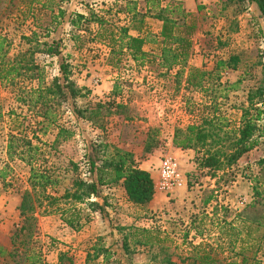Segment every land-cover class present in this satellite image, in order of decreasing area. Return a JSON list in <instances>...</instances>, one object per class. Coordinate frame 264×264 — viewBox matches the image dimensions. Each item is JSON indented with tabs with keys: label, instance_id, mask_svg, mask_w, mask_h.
I'll return each mask as SVG.
<instances>
[{
	"label": "rangeland",
	"instance_id": "1",
	"mask_svg": "<svg viewBox=\"0 0 264 264\" xmlns=\"http://www.w3.org/2000/svg\"><path fill=\"white\" fill-rule=\"evenodd\" d=\"M44 1L48 8L36 6L33 14H30L22 0H0V35L7 36L13 42L9 56L11 59L33 47L26 44L22 36L29 37L36 32L44 41L52 15H56L60 7L66 11L73 9L76 12V8H80L81 4L88 8L103 4L99 0ZM94 9L97 8L94 6ZM228 11L226 35L218 30L221 27L220 22L216 18H211L208 9H201L200 14L195 17L200 32L194 37L195 54L189 68L212 71L220 61L228 60L232 55L240 57L237 71L226 70L221 74L223 84L240 83L236 91L228 93L227 100L222 101L223 98L219 100V103H222L220 113L229 121V129H233L241 125L242 111L249 106L247 100L250 93L264 87V23L263 26L261 24L257 26L247 22L255 18L253 9L247 12L242 11L239 6H232ZM113 15L112 11L107 14V20L117 27H122L116 24ZM66 33H69V28L67 24H63L57 31H52L51 38L59 39ZM75 33L81 37V41L75 42L70 36L65 42L63 55L70 57L68 61L77 85L91 91L87 98L77 101V106L85 109L96 102L113 100L115 86L119 85L122 88V96L116 101L128 105V116L133 120L125 121L122 120L124 117L122 119L114 117L105 123V130L102 131L91 123L75 119L73 114L66 110L60 124L73 131L74 136L69 141L57 144L52 151L49 166L53 168L60 171L72 169L69 163L73 162L79 166L78 174L86 178L88 169L86 155L90 154L91 145L96 141L109 147L108 154L115 148L131 151L136 156L139 168L149 163L154 167V163L157 165L166 157H173L169 154V143L173 142L175 130L194 123L201 124L203 114L209 112L212 99L220 97L219 93L211 88L205 92L186 90L185 83L181 88H177L174 79L177 70L165 77L160 76L159 71H153L157 67H147L139 72L133 69L134 64L127 57L118 67L112 66L109 63L110 49L101 42V39L95 38L92 26L86 32ZM34 59L36 64L45 70L47 82L60 75L57 59L41 54H36ZM32 85L35 86L36 83L32 84L22 78L14 84L0 81V246L10 251L14 248V234L24 225L20 212L23 196L31 191L28 183L29 168L18 160L10 162L8 159L10 115L13 111L18 115L27 114V110L22 108L18 101V96L20 89L24 90ZM253 118L250 116L249 120ZM259 125H263V122L261 121ZM151 129H156L159 133V147L148 154L145 152V144ZM57 133L52 131L43 138V141L53 144ZM262 141L264 143V140ZM255 150L246 154L231 170L218 173L215 178L207 175L206 171L197 170L196 152L193 151L195 154L192 164L188 165L186 170H182L186 175L188 193L191 199L193 198L190 211L199 212V217L205 213L208 219H212V214L222 208L221 214L234 220L232 215L238 213L236 212L238 203L249 213L247 218L264 223V163H260L259 159L264 152L259 153ZM157 152H160L157 157L159 160L152 158ZM72 175L69 173L62 176L63 183L59 187L57 197L63 196L65 189L71 185ZM158 183L159 181L155 183L156 194H166L158 189ZM239 183L246 186L241 188ZM237 188L242 192L239 197L237 193L232 192ZM109 189L114 190L112 192L114 198H109L105 192L108 189H104L101 198L89 201L101 202V208H92L89 203L78 206L83 209V228L79 231L63 227L65 223L62 221V213L72 207L70 203L59 201L57 205L51 207L49 202H44L36 211L37 223L31 241L23 243L20 235L16 247H20L21 251L29 249L39 252L41 254L39 264H75L76 260L84 261L83 264H164L167 257L176 264H192L191 261L185 260L189 257V250L182 249L180 246H184L182 238L176 232V229L180 228L179 221L176 222L179 218L175 216L174 220H170V212L180 207L182 209L184 205L178 206L173 204L174 201L168 200L158 211L149 210V205L139 210L128 202L122 187ZM241 199H246L247 203L241 205ZM202 222L206 225L203 230L204 240L207 239L206 243L214 245L213 256L228 263L240 264L241 256L238 254L236 257V253L239 252H232V247L223 251L213 242L212 239L217 238L212 231L213 223L207 219ZM131 227L160 229L161 238L167 241L164 246L168 250L163 252L159 247L144 248L134 245L128 230ZM73 232H76V235ZM258 235L256 234V238L262 233ZM73 245L85 248L77 249ZM125 245L128 248H124ZM262 246L258 258L264 264V241ZM95 247H102L107 251L108 258L102 252L97 256ZM256 251L254 248L245 254L251 259ZM0 264L12 263L0 260Z\"/></svg>",
	"mask_w": 264,
	"mask_h": 264
},
{
	"label": "trees",
	"instance_id": "2",
	"mask_svg": "<svg viewBox=\"0 0 264 264\" xmlns=\"http://www.w3.org/2000/svg\"><path fill=\"white\" fill-rule=\"evenodd\" d=\"M63 1L69 0L61 2ZM143 1L147 3V12H135L133 24L128 27H117L96 11H91L86 17L79 12L68 13L60 7L57 14L52 15L44 41L36 32L29 37L22 36V40L33 47L26 52H20L15 59L9 57L13 42L7 36L0 35V81L14 84L22 78L32 84L36 83L35 86L20 89L18 101L22 108L27 110V114L18 115L13 111L10 115L8 159L10 162L18 160L29 168L28 183L31 191L23 196L20 206L24 225L13 236L14 248L10 251L0 246V260L12 264H39V252L29 249L21 251L20 247H16V242L20 235L23 243L31 241L37 223L35 214L44 202H49L51 207L59 201L70 203L72 207L63 211L62 218L69 228L79 231L83 228V209L78 206L88 204L93 198H101L104 189L122 187L128 202L139 210L146 208L156 195L155 180L148 171L139 168L134 153L115 148L108 154L109 147L96 143L98 141L92 143V151L86 155L88 178L78 174L79 166L73 162L69 163L72 169L63 171L49 166V158L56 145L69 141L74 136L73 131L60 124L66 110L70 111L75 119L91 123L102 131L105 130V123L114 117H124L122 120L125 121L133 120L128 116V105L116 101L122 96V88L119 85L115 86L113 100L96 102L85 109L77 106V101L87 98L91 91L77 85L68 61L70 57L63 55L65 42L70 36L75 42L81 41V37L75 32H86L90 26L99 27L95 38L101 39L110 49L109 63L112 66L118 67L127 57L134 64L133 69L139 72L147 67H157L153 71H159L160 76L165 77L177 70L174 76L177 88H181L185 83L186 90L205 92L211 88L219 93L218 99H212L209 112L203 114L201 124L194 123L185 128H177L174 133V148L196 152L197 170L206 171L207 175L215 178L218 173L231 170L246 154L262 144L264 87L250 93L247 100L249 106L242 111L240 127L229 129V121L220 113V98H223L222 101L227 100L228 93L236 91L240 85L223 84L221 74L226 70L237 71L240 57L232 55L228 60L220 61L212 71L189 68L195 54L194 36L198 29L196 19L181 2H170L166 8H161L160 0ZM22 3L30 14H33L36 6L48 8L44 0H22ZM232 6H239L242 11L247 12L252 6H257L261 18L264 19V0H225V9L228 10ZM150 21L162 24L158 35L143 33ZM63 24H67L71 31L62 38H51L52 31H57ZM130 32H137L139 36L134 37ZM148 47L149 50H146ZM36 54L57 59L60 75L47 82L45 70L35 62ZM250 116L254 118L249 120ZM261 121L263 125L260 126ZM52 131L58 132L54 143H45L43 138ZM158 136L156 129L149 131L145 144L146 153L150 154L158 149ZM260 163H264V160ZM69 173L73 174L71 185L65 189L63 196L57 197L59 187L63 183L62 176ZM88 205L92 208L102 207L98 202ZM128 230L134 245L144 248L159 247L163 252L168 250L164 246L167 241L161 238L160 229L131 227ZM189 235V231L183 235L184 243L188 241ZM124 248L128 247L125 245ZM94 250L97 256L101 252L108 256L102 247H95ZM213 252L214 249L209 244L192 245L189 257L185 260L191 261L192 264H237L220 260L213 256ZM259 252L260 250L256 251L251 259L243 256L240 264H262L257 258ZM167 258L164 264H174L170 257Z\"/></svg>",
	"mask_w": 264,
	"mask_h": 264
},
{
	"label": "crops",
	"instance_id": "3",
	"mask_svg": "<svg viewBox=\"0 0 264 264\" xmlns=\"http://www.w3.org/2000/svg\"><path fill=\"white\" fill-rule=\"evenodd\" d=\"M71 1V0H69ZM103 4H96L94 6H90L89 8L87 6H84L83 4L80 5V8H76L77 11L80 14L85 15L86 17L89 16L91 11H96L99 13V15L107 20V14L112 11L114 12V18L117 22L116 24L118 26L122 27H128L133 24L134 14L135 12L140 13H146L147 12V3L143 0H99ZM170 2H181L183 3L186 10L193 15V17H197L201 9L209 10V13L211 15V18H216L217 21L220 22L221 27L218 28V30H221L222 34H227V24H228V18H229V11L225 9L224 2L225 0H160L161 8H166ZM99 5V6H98ZM255 10V18H251L247 20V22L251 23L252 25L257 26L261 24L263 26L264 19L261 18L260 12L257 8V6H252L250 10ZM108 10V11H107ZM72 10H69L68 12H72ZM75 12V11H73ZM207 13V11H206ZM246 22V23H247ZM198 25V24H197ZM162 24L158 21H150L149 26L143 30V33L147 35L148 33H153L154 35H158L161 31ZM93 30L95 32V36H97V33H99V27L92 26ZM149 27V28H148ZM69 28V32L71 31V28ZM200 26H198V29L196 31L200 32L199 30ZM130 35L137 37L139 34L137 32H130ZM196 35V34H195ZM195 37V36H194ZM149 50V49H146ZM264 152V143L262 142L261 146H259L255 152ZM169 154L172 155L179 163L181 169L184 171L188 168V165L192 164V161L194 159V152L191 150L183 151L181 149H177L173 147V142L170 141L169 143ZM160 152H157L152 158L158 159ZM260 161L264 160V155L259 158ZM160 165L161 162L157 165L154 163V167L149 164H144L141 168L145 171H148L152 178L155 180V183L160 181ZM186 176V175H185ZM244 181V180H243ZM241 184L240 187H244V183ZM264 184V180H263ZM215 186V185H214ZM213 186V187H214ZM113 189H108L107 196L109 198H114V194L112 195ZM187 191V192H186ZM232 192L237 193L238 197L242 194L238 188L236 190H233ZM166 194H156L154 200L149 204V210L151 211H158L159 209H162L166 202L168 200L170 202L174 201L178 206H182L180 208H177L176 210H172L170 212V220H174V217H178L179 219L176 220L179 221L180 228L176 229V232L178 233V236L183 238V235L186 231H189V234H191V238H188V241L186 243L183 242L184 246L180 245L182 249L184 248L185 251L188 249L189 252L191 251V247L198 246L201 244H209L206 243L207 239L204 240L203 236V230L206 225L202 222L204 219L210 220L211 223H213L212 231H214V236H217V238H213V242L217 244L216 246L218 248L223 249H229V247H232V252H239L236 253V257L238 254H241L240 258L243 259V256H246L245 253H247L249 250L256 248L258 250H262V241H264V223L260 220L254 221L249 218H247V213L242 207H240L237 203V210L236 215L233 213V218L230 220L228 217H224V215L221 214V210H218L214 212L213 218L208 219L207 215L205 213L201 214V217L199 212L195 213L193 211H190V203L192 201L191 195L188 193V188L184 187L182 189H174L170 193L165 192ZM234 197V196H233ZM238 199V198H237ZM100 205H102L101 202H99ZM189 204V206H188ZM222 207V205H220ZM244 208V207H243ZM241 209L242 211H240ZM176 214H173L175 213ZM210 215V216H212ZM203 216V217H202ZM173 217V219H171ZM182 217V219H180ZM63 221V220H62ZM61 221V223H62ZM178 224V225H179ZM174 226V225H173ZM63 227L67 228L68 230H71L66 224L63 225ZM72 231V230H71ZM76 235V232H73ZM262 235L258 238H256V234ZM258 235V236H259ZM190 236V235H189ZM211 236V235H210ZM203 238V239H202ZM198 241V244H197ZM218 242V243H217ZM261 242V244H260ZM74 246V245H73ZM214 246V245H211ZM80 247L82 250L85 248L84 246L75 245L74 248ZM223 247V248H222ZM80 253V252H79ZM260 253V252H259ZM259 255V254H258ZM264 257V256H263ZM258 258V257H257ZM259 259V258H258ZM261 260V259H260ZM75 264H83L84 261H75ZM242 262V260H241ZM173 263L175 261L173 260Z\"/></svg>",
	"mask_w": 264,
	"mask_h": 264
},
{
	"label": "built area",
	"instance_id": "4",
	"mask_svg": "<svg viewBox=\"0 0 264 264\" xmlns=\"http://www.w3.org/2000/svg\"><path fill=\"white\" fill-rule=\"evenodd\" d=\"M159 171L160 181L158 189L160 191L170 193L174 189H182L187 186L185 174L174 157L168 156L163 159ZM246 203V199L240 200L241 205Z\"/></svg>",
	"mask_w": 264,
	"mask_h": 264
}]
</instances>
